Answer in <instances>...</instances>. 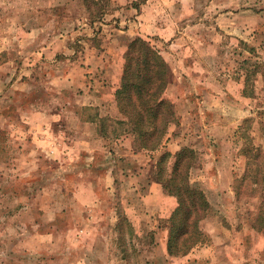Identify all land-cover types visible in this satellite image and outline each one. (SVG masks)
<instances>
[{
    "label": "rangeland",
    "instance_id": "rangeland-1",
    "mask_svg": "<svg viewBox=\"0 0 264 264\" xmlns=\"http://www.w3.org/2000/svg\"><path fill=\"white\" fill-rule=\"evenodd\" d=\"M138 37L169 64L162 98L174 116L157 150L135 149L131 125L118 114L111 92L117 116L108 107L99 129L103 125L121 139L116 191L106 196L116 203L120 219L105 231L103 247L118 253L124 264H264V0H0V87L18 80L14 87L23 90L15 88L13 103L34 106L46 120L53 107L65 103V94L56 91L70 86L66 77H73L75 100L101 83L88 78L96 58L107 56L116 65L108 84L110 91L117 88L127 46ZM74 106L82 119L95 113ZM42 127L35 132L40 139L50 131ZM8 133L0 130V264H85L82 255L74 257L78 243L88 249L91 239L80 231L83 208L68 206L75 203L67 201L70 193L66 189L61 195L59 185L47 183L46 170L33 177L38 191L25 189L29 180L18 184L14 171L21 150L34 152L40 163L30 162L38 169L54 166L52 172L66 173L55 167L57 160H48L47 137L45 144L39 139L33 145L28 138L5 143ZM183 147L196 152L188 178L203 190L210 209L199 221V241L175 256L166 250L167 219L144 212L141 198L147 182L156 181L163 193L151 198L149 209L160 201L176 204L167 175ZM129 148L136 158L128 159ZM130 173L137 179L135 192L129 190ZM72 222L79 231L70 230Z\"/></svg>",
    "mask_w": 264,
    "mask_h": 264
},
{
    "label": "crops",
    "instance_id": "crops-1",
    "mask_svg": "<svg viewBox=\"0 0 264 264\" xmlns=\"http://www.w3.org/2000/svg\"><path fill=\"white\" fill-rule=\"evenodd\" d=\"M110 60L111 59L107 56L95 59L93 62L94 66L91 65L87 71L89 72L88 78L95 82L101 81V83H97V86L94 85L85 88L83 93L76 100L73 98V77H70V75L66 77L65 80H70V86H66L64 91H56L57 93L65 94V103L62 104L60 108L53 107L49 114L45 112L49 115L46 120L39 118V115L42 117V112L34 106L28 108L27 106L13 103L14 99L11 96L16 92L15 88L17 87H14V84L19 86L18 80L11 85L10 81L6 83L3 82L2 84H4V86L0 87V104H2V110L0 112V130L8 129V135L10 136L5 138V143L10 142L12 138H18L20 143L24 141L23 139L28 138L30 142H33V145L34 142L40 144L41 141L45 144L44 137H47L48 144L50 145L49 150L47 149V156H49L48 160H57L58 162H55V167L66 170V173L62 174L59 172H52L54 166H52L53 169L52 167L48 169H38L37 166L39 164L34 165L33 163V165H31L32 162H30L32 160L39 161L33 154L34 152L23 153L20 150L19 153L16 154L19 159L14 170L19 179L18 184L21 183L23 186L27 184V180H29L27 184L29 187L25 189L38 191L35 178L33 179V177L40 175V170L44 173L46 170L45 174L49 176L47 183L59 185L60 188L57 192L61 195H63L66 189L67 192L70 193L66 196L67 201L72 204L75 203L74 205L68 204V206H72L73 208H77L75 206H81V208H83L84 215L82 216V222L79 226H85H82L83 229L80 231L83 233L84 239H91H88V249L87 245L78 243L76 246L77 252L75 251L74 257L82 255L85 257V264L87 262L91 264H124V260L118 253L116 254L113 252V254L109 248L103 247V241H108L105 231L109 229V226H116L120 219L116 210V203L109 201L107 197H109L108 194H113V191H116L117 183L115 182V176L116 170L119 168L116 162L120 163L119 160L120 157H122V153H119L121 150V139L115 134L110 135L106 133L103 125L99 129V123L103 114L105 115L109 110H112V117L116 119L117 116L115 104L111 103V92L113 93L115 91L116 85L111 87L110 91V84H108L110 79V68H115L116 65L111 66ZM114 61L116 60L114 59ZM116 62L118 63L117 66H121V59L118 58ZM119 72H121V69ZM4 75L6 76V74ZM104 80L105 82H102ZM61 89L63 88H60V90ZM17 90L23 89L18 87ZM68 91L70 92L71 98L68 97ZM3 104L6 105L7 108L3 107ZM74 104L77 105L80 110L89 109L93 110L95 113L92 117L82 119L78 113L73 111L75 107ZM108 107L109 110H107ZM13 111L17 113L14 117H11L9 113ZM25 117H27V119H25ZM63 118H65L64 121ZM40 126L50 129V131L45 130V133L41 134L43 139H40L38 136L40 131L37 134L35 133ZM91 126L94 128L91 131L92 133L84 132L79 135L76 134L80 132L81 128H89ZM28 128L29 132L27 134ZM16 133L21 134L17 135ZM21 135H23V138H21ZM95 144L98 146L96 148L97 150L93 148ZM129 149L130 150L127 151L128 159L131 160L132 158H136L135 150ZM128 170H131L130 167ZM131 174L132 173L127 175L130 181L129 190L135 192L136 187H132L137 184V179H131ZM58 175L60 176L59 180L56 179ZM65 184L71 187L67 188ZM145 186L147 190L145 189L144 196L141 198V200H143L142 206L145 208L142 207L141 209L144 212H149L150 215L162 214L161 216L167 219L176 206L175 202L172 206L170 203L167 204L169 200L164 204L160 201L158 207L149 209L150 207H148L147 204H150L149 201L152 200V197H156V194L158 197H161L163 188L161 189V184L156 181L147 182ZM1 190L2 189H0V192ZM103 196H105V198H103ZM51 206H55L56 208L62 207L61 204H51ZM131 208L133 209L132 205L131 207L129 205V210ZM69 228L75 232L78 230L73 222ZM86 232L87 234L85 235ZM79 251H81V254H79Z\"/></svg>",
    "mask_w": 264,
    "mask_h": 264
},
{
    "label": "trees",
    "instance_id": "trees-1",
    "mask_svg": "<svg viewBox=\"0 0 264 264\" xmlns=\"http://www.w3.org/2000/svg\"><path fill=\"white\" fill-rule=\"evenodd\" d=\"M169 74L168 62L154 45L140 37L128 44L114 99L119 114L131 125L135 149L157 150L173 119L170 103L162 98ZM167 156L163 153L157 163L161 165ZM195 158L194 149L181 148L167 175L176 190V206L166 220L169 255L182 256L199 241V221L210 209L203 190L188 178ZM164 172L161 167L162 178Z\"/></svg>",
    "mask_w": 264,
    "mask_h": 264
}]
</instances>
